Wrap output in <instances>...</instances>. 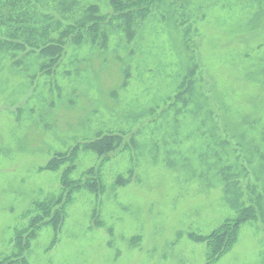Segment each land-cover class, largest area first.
<instances>
[{"label":"rangeland","instance_id":"obj_1","mask_svg":"<svg viewBox=\"0 0 264 264\" xmlns=\"http://www.w3.org/2000/svg\"><path fill=\"white\" fill-rule=\"evenodd\" d=\"M111 2L33 0L48 41L103 18L49 74L35 48L0 52V263L27 231L28 264H264V0H163L131 42ZM65 177L82 186L53 206L58 228L32 226Z\"/></svg>","mask_w":264,"mask_h":264},{"label":"trees","instance_id":"obj_2","mask_svg":"<svg viewBox=\"0 0 264 264\" xmlns=\"http://www.w3.org/2000/svg\"><path fill=\"white\" fill-rule=\"evenodd\" d=\"M162 2L163 0H112L113 17L111 20H115L119 24L127 42H131L134 39L133 27L140 21H146L152 11ZM32 7H34L33 0H0V35L4 37L0 39V52L7 50L21 51L29 47L37 49L42 57L48 59V63L41 68V73L43 74H49L53 69L58 67L65 53L66 46L72 42L78 44L83 34H85L83 31H86V34L89 36L91 35V31L96 34L103 20L102 17L98 16L99 9L97 7H91L89 8V13H91L90 18L92 20L90 19L91 22L89 24L80 23V26L83 28L82 33L80 29H76L77 36H74L76 31H74V28L68 27L61 32L58 38L48 41L47 36L50 34L51 28L48 29L44 24L43 19L46 16L32 10ZM176 14L178 15L177 12ZM178 20H180V17H178ZM186 23L188 22H176L180 28ZM79 31L81 36L79 35ZM184 32L186 36H189L192 32V27L189 26ZM106 39L107 37L104 35L102 38L103 47L106 44ZM195 70L200 72V66L196 61L192 64V68L188 72V75L191 77L181 81L182 84L179 83L178 88H180V92L173 96L172 100H179L184 93L187 94L192 89L191 80L194 77ZM113 143L115 145V142ZM77 149L74 148L72 153H76ZM93 149L99 153H108L116 148L95 147ZM59 165L60 162L58 160L56 164H51V166L56 168ZM65 175L67 174L65 173ZM79 185L82 186L81 182L70 181L65 177L62 186L63 192L60 197L51 199L50 202L44 203V205L39 207L41 209V215L32 220L33 223L35 221V225L32 226H36L38 229L45 226H51L54 230L57 229L64 217V212L59 208H53V206L59 204L64 197L69 198V195L75 189L79 188ZM255 216H257V212L254 210V207L248 206L240 212L235 220L231 221L232 223L228 221L213 231L212 235L206 239L207 243L211 242L212 256L219 257L229 251L236 239L239 226L254 219ZM24 234H26L25 238H23ZM34 238V232L23 231L18 234L13 239V255L6 258L0 264H28L25 259L26 253L29 250V244Z\"/></svg>","mask_w":264,"mask_h":264}]
</instances>
